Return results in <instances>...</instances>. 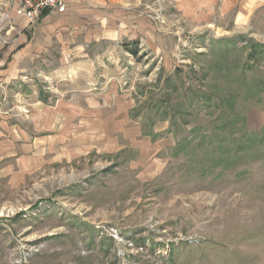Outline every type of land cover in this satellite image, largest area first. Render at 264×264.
I'll list each match as a JSON object with an SVG mask.
<instances>
[{
  "label": "rangeland",
  "instance_id": "rangeland-1",
  "mask_svg": "<svg viewBox=\"0 0 264 264\" xmlns=\"http://www.w3.org/2000/svg\"><path fill=\"white\" fill-rule=\"evenodd\" d=\"M182 2L186 11L176 0H125L154 24L160 51L147 56L133 42L128 50L137 55L110 53L115 69L99 67L102 60L74 77L60 69L50 79L43 75L57 72L59 60L38 57L29 71L11 69L15 59L0 52V264H264V92L246 91L264 88V57L253 50L264 44V6L253 0L251 14L245 0L230 9L213 0L203 11ZM103 76L119 79L135 104L133 118L148 126L167 119L177 141L192 128L209 135L216 122L230 120L215 104L220 90L231 91L235 114L245 118L240 133L263 141L208 173L199 152L171 156L159 178L143 183L126 164L132 153L106 160L90 152L69 161L65 146L76 136L72 127L83 123L79 115L58 117L57 130L37 132L39 123L54 119L65 101L59 98L94 89L87 79ZM190 87L210 101L189 105Z\"/></svg>",
  "mask_w": 264,
  "mask_h": 264
},
{
  "label": "crops",
  "instance_id": "crops-1",
  "mask_svg": "<svg viewBox=\"0 0 264 264\" xmlns=\"http://www.w3.org/2000/svg\"><path fill=\"white\" fill-rule=\"evenodd\" d=\"M176 1L179 7L186 11L185 3L182 0ZM219 1L223 5L229 4L228 9L237 4V0ZM252 1L245 0L242 4L251 14L257 9L252 8ZM255 2V5L264 6V0ZM212 3L213 0H190V4L194 5L197 11L212 10ZM1 4L3 9H0V52L9 53L11 58L15 59L16 62L9 67L11 69L29 71L34 66L32 62L37 61L36 64L39 65L38 57H43L48 63L52 64L55 60L61 63L55 68L57 72L44 74V77L55 79L60 69H66L68 76L74 77L75 70L95 68L102 60L104 62L99 67L109 64L111 68H117V57L110 53L128 54L133 42H138L141 52L147 53V56L160 51L156 46L154 24L146 18L138 17L132 7H125V0H66L62 10L40 15L33 25L16 15L10 0H4ZM247 6H251V9ZM195 21L200 22L201 19ZM93 53L97 54L96 57H93ZM0 62H3L1 56ZM36 68L39 71V66ZM87 81L97 87L81 90L82 92L71 90L67 97L59 98L58 100L66 102L63 101V105L59 106L60 111L53 110L58 113L54 119L39 123L37 132L50 129L51 125L57 127V130L58 117L65 116L66 112L70 115L72 112V115H79L83 123L72 127L76 136L65 146L70 156L69 161L90 152L93 155L98 153L106 160L117 153H132L126 164L137 181L152 182L159 178L171 161L170 152L177 142L168 120L157 121L148 126V122L143 123L146 119L142 116L133 118L132 110L135 104L119 86L118 78L103 76L98 80L95 78L93 81ZM31 98L37 104L40 103L35 94ZM77 98L84 103H75ZM64 122L69 127L72 120L68 116ZM60 123L64 125L63 121ZM41 126L44 128H40ZM31 146L23 147L31 149ZM56 148L57 145L52 149ZM14 149L9 148L11 151ZM38 149L43 151L42 146L35 150ZM25 161L30 166L31 155L26 157Z\"/></svg>",
  "mask_w": 264,
  "mask_h": 264
},
{
  "label": "trees",
  "instance_id": "trees-1",
  "mask_svg": "<svg viewBox=\"0 0 264 264\" xmlns=\"http://www.w3.org/2000/svg\"><path fill=\"white\" fill-rule=\"evenodd\" d=\"M45 13L48 12H43L41 16ZM124 46L126 47V44ZM253 50L259 55V57H264V44L257 50L256 48H253ZM129 51L130 54L137 55L136 51ZM261 84L262 83L249 86L246 90L247 93H251L252 91L264 92V88L263 90L260 89ZM188 91H186V97L189 99V105H193L194 102L197 104H204L205 102L210 101V96L206 93L204 94L199 88L193 89L190 87L188 88ZM232 94L233 92L229 91L226 96H223L222 90H220L219 94L216 95L218 104L215 102V99L213 102L216 103L215 105L218 109H228L232 114V118L222 122L221 124L216 122L213 131L209 135L203 132L201 128L196 127L190 129L187 136L176 142V145L173 149V157H178L181 155L188 156L189 158H195L196 153L199 152L202 159H206L207 164V167L203 173H208L216 167L225 168L231 157L239 156L244 153L245 150L254 146L257 141H263L262 139L257 140V138L253 135L240 133L242 126L245 124V118L235 114L234 105L236 97H234ZM169 99H171V96ZM169 103H171V101ZM167 113L168 112L165 111L163 115H167ZM208 113L209 116L213 114L212 112ZM238 124L239 127H237ZM237 137L240 138V141L235 147L228 148L224 145L226 142L230 143V140H236ZM216 153H218L217 156Z\"/></svg>",
  "mask_w": 264,
  "mask_h": 264
},
{
  "label": "built area",
  "instance_id": "built-area-1",
  "mask_svg": "<svg viewBox=\"0 0 264 264\" xmlns=\"http://www.w3.org/2000/svg\"><path fill=\"white\" fill-rule=\"evenodd\" d=\"M16 15L25 18L28 24L33 25L43 12L55 13L62 10L66 0H10ZM115 241H120L116 234Z\"/></svg>",
  "mask_w": 264,
  "mask_h": 264
}]
</instances>
